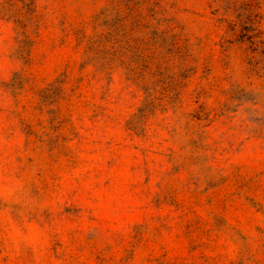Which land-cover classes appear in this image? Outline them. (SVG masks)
Masks as SVG:
<instances>
[{"label": "rangeland", "instance_id": "374dc122", "mask_svg": "<svg viewBox=\"0 0 264 264\" xmlns=\"http://www.w3.org/2000/svg\"><path fill=\"white\" fill-rule=\"evenodd\" d=\"M0 264H264V0H0Z\"/></svg>", "mask_w": 264, "mask_h": 264}]
</instances>
